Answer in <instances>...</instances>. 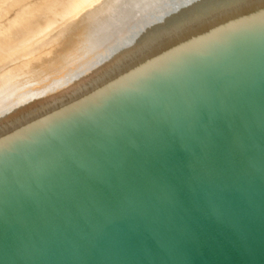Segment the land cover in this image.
Listing matches in <instances>:
<instances>
[{
	"label": "water",
	"instance_id": "95a60500",
	"mask_svg": "<svg viewBox=\"0 0 264 264\" xmlns=\"http://www.w3.org/2000/svg\"><path fill=\"white\" fill-rule=\"evenodd\" d=\"M160 21L0 124V264H264V0Z\"/></svg>",
	"mask_w": 264,
	"mask_h": 264
},
{
	"label": "bare ground",
	"instance_id": "6f19581e",
	"mask_svg": "<svg viewBox=\"0 0 264 264\" xmlns=\"http://www.w3.org/2000/svg\"><path fill=\"white\" fill-rule=\"evenodd\" d=\"M193 1L0 0V124Z\"/></svg>",
	"mask_w": 264,
	"mask_h": 264
}]
</instances>
